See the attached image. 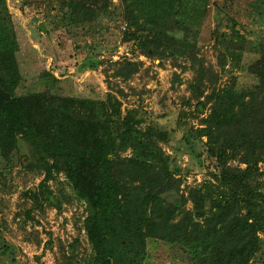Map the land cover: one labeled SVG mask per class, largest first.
<instances>
[{
	"label": "trees",
	"instance_id": "1",
	"mask_svg": "<svg viewBox=\"0 0 264 264\" xmlns=\"http://www.w3.org/2000/svg\"><path fill=\"white\" fill-rule=\"evenodd\" d=\"M56 1L70 9L74 23L107 15L111 3ZM203 1L120 0L123 22L135 29L128 28L126 41L135 38L148 57L163 46L165 51L175 47L176 54L188 55L193 62L195 46L177 35L176 18L187 15V25L193 23L205 9ZM6 2L0 0V156L7 158L17 150L19 137L28 150L29 163L43 171L44 181L53 172L66 175L89 214L84 222L91 244L88 264H137L146 239L188 249L191 264H250L260 251V234L264 235V194L259 180L263 176L259 163L264 158L256 157L264 148V44L239 38L243 46L249 43L256 57L247 72L257 83L242 93L213 88L205 103L199 102L200 86L205 78L211 77L213 84L218 77L210 76L200 62L194 80L198 95L193 97L199 112L214 101L205 128L199 131V137H206V153L213 164L201 186L185 190L157 145L168 143L171 134L146 125L136 109L122 113L121 102L112 100L111 93L102 102H78L85 117L77 119H72L71 108L55 95L17 96L22 82L16 60L18 43ZM145 30L146 36L137 37ZM244 48L228 53L239 61ZM117 65V77L127 79L136 72L130 61ZM220 65L224 66V60ZM117 93L124 96L122 91ZM184 105H189L188 100ZM131 139L146 149L131 157L114 155L127 148ZM232 161L239 166L230 165ZM0 253L14 263L8 244L0 243Z\"/></svg>",
	"mask_w": 264,
	"mask_h": 264
},
{
	"label": "rangeland",
	"instance_id": "2",
	"mask_svg": "<svg viewBox=\"0 0 264 264\" xmlns=\"http://www.w3.org/2000/svg\"><path fill=\"white\" fill-rule=\"evenodd\" d=\"M203 4L205 9L196 14L193 23L187 25V15L176 18L177 35L195 46L192 62L188 55L176 54L175 47L165 51L163 46L148 57L135 38L126 41L130 26L123 22L120 0H111L107 15L96 14L93 21L75 23L70 9L56 0H7L22 78L16 94L55 95L71 108L72 119H77L85 117L78 102H102L111 93L112 100L121 102L122 113L136 109L146 125L171 134L168 143L157 142L168 158L169 170L181 179L185 190L199 187L213 164L206 153V137H199V131L205 128L214 101L197 110L193 97L196 70L201 62L210 76L218 77L213 84L211 77L198 84L199 102L205 103L213 88L245 92L257 83L247 72L256 57L250 53L249 43L244 48L239 38L264 44V0H206ZM189 15L194 14L189 11ZM130 31L135 29L130 27ZM147 32L139 31L137 37ZM239 47L244 50L236 61L228 52L239 53ZM219 54L224 57L218 58ZM124 60L136 65V72L127 79L115 75L117 63ZM72 119H68L70 123H78ZM17 145L7 158L0 156V243L8 244L14 255L11 263L0 253V264H88L91 244L84 229L89 215L85 203L64 173L53 172L44 181L43 171L29 163L28 150L19 137ZM144 149L131 139L127 148L114 155L131 157ZM256 157L264 158V148ZM229 164L239 166L236 161ZM259 169L264 194L263 162ZM260 238V251L250 264H264V235ZM187 253L191 255L178 245L146 239L143 254L135 260L137 264H191Z\"/></svg>",
	"mask_w": 264,
	"mask_h": 264
}]
</instances>
